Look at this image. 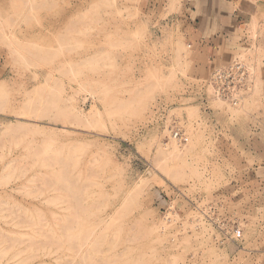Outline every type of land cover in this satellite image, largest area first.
<instances>
[{
    "label": "rangeland",
    "instance_id": "374dc122",
    "mask_svg": "<svg viewBox=\"0 0 264 264\" xmlns=\"http://www.w3.org/2000/svg\"><path fill=\"white\" fill-rule=\"evenodd\" d=\"M186 6L0 0V264H264V11L207 71Z\"/></svg>",
    "mask_w": 264,
    "mask_h": 264
},
{
    "label": "crops",
    "instance_id": "0c3cea01",
    "mask_svg": "<svg viewBox=\"0 0 264 264\" xmlns=\"http://www.w3.org/2000/svg\"><path fill=\"white\" fill-rule=\"evenodd\" d=\"M258 11L264 9H246L239 0H187L179 22L189 47H193V60L201 59L208 71L243 48L251 37L252 18Z\"/></svg>",
    "mask_w": 264,
    "mask_h": 264
},
{
    "label": "built area",
    "instance_id": "2783aa9c",
    "mask_svg": "<svg viewBox=\"0 0 264 264\" xmlns=\"http://www.w3.org/2000/svg\"><path fill=\"white\" fill-rule=\"evenodd\" d=\"M253 74L250 65L244 59L237 57L229 65L215 69L207 83L216 98L234 101L250 89L253 83ZM174 134L175 137L181 138L180 131H176Z\"/></svg>",
    "mask_w": 264,
    "mask_h": 264
},
{
    "label": "bare ground",
    "instance_id": "6f19581e",
    "mask_svg": "<svg viewBox=\"0 0 264 264\" xmlns=\"http://www.w3.org/2000/svg\"><path fill=\"white\" fill-rule=\"evenodd\" d=\"M0 90H1V88H0ZM2 91V90H1ZM1 91H0V94H1ZM15 189V188H14Z\"/></svg>",
    "mask_w": 264,
    "mask_h": 264
}]
</instances>
